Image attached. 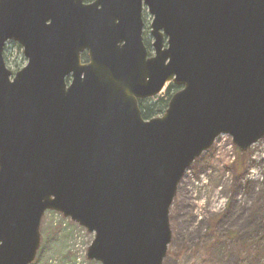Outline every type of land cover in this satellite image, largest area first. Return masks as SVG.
Wrapping results in <instances>:
<instances>
[{"label":"water","instance_id":"95a60500","mask_svg":"<svg viewBox=\"0 0 264 264\" xmlns=\"http://www.w3.org/2000/svg\"><path fill=\"white\" fill-rule=\"evenodd\" d=\"M221 133L264 138V0H0V264L35 260L48 209L95 232L90 259L164 264L179 184Z\"/></svg>","mask_w":264,"mask_h":264},{"label":"rangeland","instance_id":"374dc122","mask_svg":"<svg viewBox=\"0 0 264 264\" xmlns=\"http://www.w3.org/2000/svg\"><path fill=\"white\" fill-rule=\"evenodd\" d=\"M143 15L148 34L147 7ZM5 55L14 71L27 63L15 41ZM182 179L170 209L173 237L164 264H264V138L242 151L233 136L221 133ZM42 219V243L31 264H102L87 256L95 232L52 209Z\"/></svg>","mask_w":264,"mask_h":264},{"label":"trees","instance_id":"16d2710c","mask_svg":"<svg viewBox=\"0 0 264 264\" xmlns=\"http://www.w3.org/2000/svg\"><path fill=\"white\" fill-rule=\"evenodd\" d=\"M145 38V44L147 48L149 49V53L153 51L152 48V40L153 38L150 35V32L148 34L144 33ZM83 58H87V52L83 54ZM7 59V58H6ZM180 88L179 85H177L175 82H170L166 94L164 96H153L149 98H142L139 99V104L142 110V115H144L145 118H151L155 115H161L165 112V109L169 105V100L175 94L176 90Z\"/></svg>","mask_w":264,"mask_h":264}]
</instances>
